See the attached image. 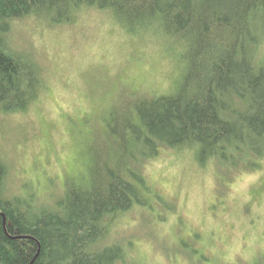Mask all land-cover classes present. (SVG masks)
Masks as SVG:
<instances>
[{
	"label": "trees",
	"instance_id": "1",
	"mask_svg": "<svg viewBox=\"0 0 264 264\" xmlns=\"http://www.w3.org/2000/svg\"><path fill=\"white\" fill-rule=\"evenodd\" d=\"M89 10L161 47L172 63L170 88L121 93L114 102L132 96L130 108L101 116L89 139L101 148L104 137L105 148L51 203L12 194L0 154V264H146L133 241L113 234L137 209L173 207L145 171L165 151L195 152L201 167L227 180L264 170V0H0L1 114L26 113L48 90L37 57L14 43L16 24L59 27Z\"/></svg>",
	"mask_w": 264,
	"mask_h": 264
},
{
	"label": "rangeland",
	"instance_id": "2",
	"mask_svg": "<svg viewBox=\"0 0 264 264\" xmlns=\"http://www.w3.org/2000/svg\"><path fill=\"white\" fill-rule=\"evenodd\" d=\"M13 38L37 57L48 90L26 113H0V154L12 194L34 192L51 203L64 181L83 177L94 151L105 148L104 137L101 148L89 140L102 128L101 116L125 113L132 96L114 100L126 91L165 92L172 63L154 41L130 38L96 10L59 27L19 22ZM145 171L173 207L137 209L113 237L133 241L146 264H253L264 255V170L227 180L228 173L201 167L195 152L165 151Z\"/></svg>",
	"mask_w": 264,
	"mask_h": 264
}]
</instances>
